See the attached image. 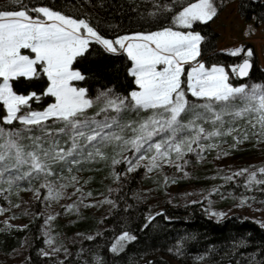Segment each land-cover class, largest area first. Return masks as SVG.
I'll return each instance as SVG.
<instances>
[{
    "label": "snow or ice",
    "instance_id": "snow-or-ice-1",
    "mask_svg": "<svg viewBox=\"0 0 264 264\" xmlns=\"http://www.w3.org/2000/svg\"><path fill=\"white\" fill-rule=\"evenodd\" d=\"M179 2L174 0L177 5ZM171 10L165 6V11ZM32 11L44 19L34 18L28 10L0 11V105L5 112L0 116V182L11 187L18 181L43 176L42 186L48 188L49 198L59 199L61 194L54 191L48 177L59 176L63 168L54 172V167L64 165L71 171L73 164L107 159L102 149L109 145L118 147L121 155L133 153V157L122 155V160L112 157L113 165L126 162L129 172L140 167L153 171L164 164L173 165V156L181 160L187 153L217 147L203 142L238 131L232 125L239 119L248 118L247 123L259 129L253 135H264V83L234 86L223 66L206 67L199 62L204 37L198 32L165 27L112 40L101 36L84 19L49 7ZM217 14L214 0H196L178 10L173 21L180 27L191 28L195 22L208 23ZM93 42L109 53L126 54L132 65L129 74L138 90L123 96L107 89L93 99L87 89L73 86V81L85 79L73 69V62ZM21 49H30L34 58L21 54ZM242 51L235 49L229 54L239 56ZM252 55L247 50V56ZM193 62L195 65L185 74V65ZM37 65L49 81L44 94L55 98L43 111L32 110L29 104L34 97L39 99L36 93L17 94L11 83L21 77L38 78ZM251 68L250 60L245 59L231 71L243 78ZM189 94L195 100H190ZM93 108L96 111L90 115L88 110ZM128 113L140 118L126 120ZM142 113L146 115L141 116ZM14 122L21 127L3 126ZM226 124L229 126L225 127ZM235 139L242 143L248 135L244 133L242 139ZM25 140L30 143L25 144ZM144 161L147 163L143 164ZM246 172V186L264 184V180L257 179V172L264 174V167L253 172L242 169L233 176ZM247 203L246 199L241 201V205ZM211 215L222 219L225 214ZM152 219L149 217V221ZM135 239L134 235L123 233L112 251L122 250L125 243Z\"/></svg>",
    "mask_w": 264,
    "mask_h": 264
},
{
    "label": "trees",
    "instance_id": "trees-1",
    "mask_svg": "<svg viewBox=\"0 0 264 264\" xmlns=\"http://www.w3.org/2000/svg\"><path fill=\"white\" fill-rule=\"evenodd\" d=\"M194 2L196 0H180L177 5L174 0H21L16 4H2L0 11L28 10L29 15L36 17L38 13L32 11L33 8L49 7L72 18L84 19L101 36L115 40L137 32L160 31L165 27L186 31L187 28L174 24L173 16L183 6ZM214 2L218 14L227 5L238 2V12L243 19L249 22L256 19L264 24V2L261 0ZM166 5L172 10L165 11ZM211 24L210 21L196 22L188 29L204 37L200 45V59L207 66L219 65L229 70V82L234 86L241 82L231 71L232 67L248 59L253 63L248 81L264 83V71L257 66L254 49L248 47L240 56L217 52L220 36ZM247 50L253 52L251 57L247 56ZM131 66L125 53H109L102 45L93 42L85 54L73 62V69L85 77L77 81L76 85L87 89L88 96L93 99L107 89L127 96L137 89L134 78L129 74ZM37 67L40 72L38 78L21 77L11 83L17 94L36 93L39 99L34 97L29 104L32 110L43 111L55 102V98L44 94L49 81L41 66ZM188 98L195 100L190 94ZM95 111V108L88 110L90 115ZM3 114L5 112L0 105V116ZM124 118L133 120L140 117L128 113ZM227 139L233 142L232 136ZM102 151L107 159L82 161L79 165L73 164L71 168L80 171L84 181H91L96 196L104 195L110 201L101 215L88 213L83 220L74 222L76 234L110 238L104 264H264V226L240 215L222 221L215 220L210 218L202 202L184 206L165 203L160 210L152 213L150 206L140 201V194L144 187L155 186L161 189L164 176H148L145 167L129 172L126 162L113 165L112 157L122 160L125 154L121 155L115 145H109ZM59 168L65 171L67 166ZM242 182L243 178L228 183L219 182L218 191L212 197H223L222 201L227 205L234 196L241 195ZM40 205L41 201L37 203V210H29L32 212L29 219L26 212L20 214L27 219L23 226L8 221L0 222V255L14 258L9 263L0 264H34L36 254L45 249L44 215L39 211ZM149 217L154 219L149 221ZM125 232L134 235L136 239L125 243L122 250L113 252V246L117 245L119 237Z\"/></svg>",
    "mask_w": 264,
    "mask_h": 264
},
{
    "label": "rangeland",
    "instance_id": "rangeland-1",
    "mask_svg": "<svg viewBox=\"0 0 264 264\" xmlns=\"http://www.w3.org/2000/svg\"><path fill=\"white\" fill-rule=\"evenodd\" d=\"M261 1L264 2V0ZM10 2L12 0H0V6ZM37 16L44 19L41 14ZM210 22H212V28L220 36L217 52L230 55L232 50L244 49L240 54L242 55L248 47H252L256 54L257 66L261 71H264L263 23L256 19L250 22L243 19L238 12V2L227 5L224 11ZM188 29L183 32L190 31ZM21 54L29 55L32 58L35 56L30 49H21ZM197 59L204 63L200 57ZM195 63L185 65V74ZM205 66L213 65L205 64ZM76 82H72L73 86L80 88ZM254 83L258 82L247 80L239 85ZM136 90H138V86ZM247 119L237 120L232 126L238 131H234L231 135L203 142L205 145L208 143L218 145L215 148L206 149L203 152L197 150L187 153L181 160H175L173 156V165L164 164L153 171H148L145 167L148 176L164 177L161 181V189L155 186L144 187L140 194V201L149 205L152 213L160 210L165 203L184 206L202 202L205 203V209L210 218L215 220L222 221L233 215H240L264 225V184L246 186L248 184L247 172L241 176H233L234 173L240 172L242 169L253 172L264 167V135H253V133L259 132V129H253L247 123ZM13 125L21 127L17 122H14ZM228 126V124L225 125V127ZM244 133H247L248 139L243 140L242 143H236L235 138L242 139ZM228 136L233 137V142H229ZM24 143L30 142L25 140ZM251 144L252 146H250ZM193 147L196 148V145ZM124 156L133 157V153L125 152ZM142 163L146 164L147 161ZM176 164L181 167L177 168ZM59 166L64 165H56L53 169L54 172L59 169ZM229 176L233 178L225 179ZM72 177L76 179L73 180ZM239 178H243L241 195L234 196L232 202L224 205L223 197H212L218 191L219 182L228 183ZM257 179L264 180V174L257 172ZM48 180L52 182L54 191L61 194L59 199L49 198L48 188L42 186L45 184L43 176L39 179L30 178V180L18 181L11 187L7 183L0 182V222L8 221L13 225L23 226L27 219L20 214L26 212L28 219L31 218L32 212L29 210H37V203L41 201L39 211L44 215L43 234L46 238V247L41 253L36 254L34 264H104L110 238L76 234L74 222L78 219L83 220L88 213L101 215V212L109 204L108 198L104 195L96 196L92 191L91 181H84L81 172L74 171L72 168L69 171L67 167L65 171L59 172V176L53 175L48 177ZM245 199L248 203L241 205V201ZM212 212L225 215L221 219L211 215ZM50 217L51 219H49ZM12 260L14 258L0 255V263H9Z\"/></svg>",
    "mask_w": 264,
    "mask_h": 264
},
{
    "label": "water",
    "instance_id": "water-1",
    "mask_svg": "<svg viewBox=\"0 0 264 264\" xmlns=\"http://www.w3.org/2000/svg\"><path fill=\"white\" fill-rule=\"evenodd\" d=\"M250 62H251V61H250ZM251 64H252V68H251L250 71H249V75H248L247 77H243V78L238 77V79H239L240 82H245V81H247V80L249 79V77H250V75H251V72H252V70H253V63L251 62Z\"/></svg>",
    "mask_w": 264,
    "mask_h": 264
}]
</instances>
